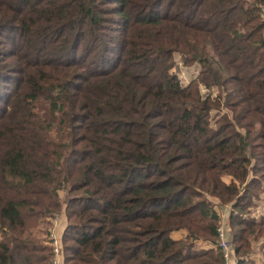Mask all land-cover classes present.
<instances>
[{
	"label": "trees",
	"instance_id": "16d2710c",
	"mask_svg": "<svg viewBox=\"0 0 264 264\" xmlns=\"http://www.w3.org/2000/svg\"><path fill=\"white\" fill-rule=\"evenodd\" d=\"M53 213L64 264H225L226 215L264 264V0H0V264Z\"/></svg>",
	"mask_w": 264,
	"mask_h": 264
},
{
	"label": "built area",
	"instance_id": "2783aa9c",
	"mask_svg": "<svg viewBox=\"0 0 264 264\" xmlns=\"http://www.w3.org/2000/svg\"><path fill=\"white\" fill-rule=\"evenodd\" d=\"M62 215V213H53L49 217L48 221L46 242L51 246L52 249V264H64L65 254L63 248V233L65 228L61 232H59ZM225 217L218 224V245L224 256L225 264H233L235 259L233 257V245L230 235V226Z\"/></svg>",
	"mask_w": 264,
	"mask_h": 264
},
{
	"label": "rangeland",
	"instance_id": "374dc122",
	"mask_svg": "<svg viewBox=\"0 0 264 264\" xmlns=\"http://www.w3.org/2000/svg\"><path fill=\"white\" fill-rule=\"evenodd\" d=\"M194 68L195 67H187V66L181 65L180 63L178 64V70L180 71L184 81H188L190 79V77L195 72ZM48 221H49V219H48ZM45 222H46V220L44 221V223L41 224L40 229L38 231H36V234H38L44 238H46V231H45L46 224H45ZM65 226H66V218L64 215H62V220L60 223L59 232H61L65 228ZM184 234H185V232L183 230L173 232V236L175 238H181L184 236ZM253 256L256 258V260L259 263H261V264L263 263V259H262V256L260 253H254Z\"/></svg>",
	"mask_w": 264,
	"mask_h": 264
}]
</instances>
